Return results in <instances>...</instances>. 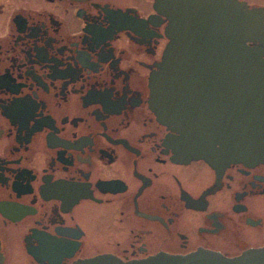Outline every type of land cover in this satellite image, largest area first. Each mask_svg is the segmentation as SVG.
Masks as SVG:
<instances>
[{
  "label": "flooded vegetation",
  "instance_id": "obj_1",
  "mask_svg": "<svg viewBox=\"0 0 264 264\" xmlns=\"http://www.w3.org/2000/svg\"><path fill=\"white\" fill-rule=\"evenodd\" d=\"M167 26L155 0H0L1 264L264 252V159L183 157L150 104Z\"/></svg>",
  "mask_w": 264,
  "mask_h": 264
},
{
  "label": "water",
  "instance_id": "obj_2",
  "mask_svg": "<svg viewBox=\"0 0 264 264\" xmlns=\"http://www.w3.org/2000/svg\"><path fill=\"white\" fill-rule=\"evenodd\" d=\"M155 7L168 18L170 41L149 79L150 104L177 133L173 146L214 166L264 159V60L246 44L264 38V29L250 28L246 14L240 22L233 0H155ZM80 264H264V252L198 250L126 262L102 254Z\"/></svg>",
  "mask_w": 264,
  "mask_h": 264
}]
</instances>
